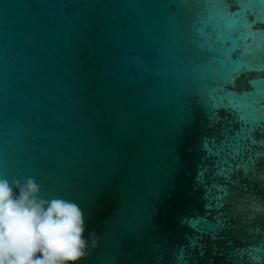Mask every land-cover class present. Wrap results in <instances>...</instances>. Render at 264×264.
I'll return each instance as SVG.
<instances>
[{
    "label": "water",
    "instance_id": "95a60500",
    "mask_svg": "<svg viewBox=\"0 0 264 264\" xmlns=\"http://www.w3.org/2000/svg\"><path fill=\"white\" fill-rule=\"evenodd\" d=\"M211 16L205 0H0V177L80 205L100 237L81 264H264V170L225 183L204 149L231 127L209 121L213 91L264 80V23L221 34ZM193 218L224 226L194 249Z\"/></svg>",
    "mask_w": 264,
    "mask_h": 264
},
{
    "label": "snow or ice",
    "instance_id": "6c2138e0",
    "mask_svg": "<svg viewBox=\"0 0 264 264\" xmlns=\"http://www.w3.org/2000/svg\"><path fill=\"white\" fill-rule=\"evenodd\" d=\"M259 2L260 0H205L212 8L209 22L213 31L222 34L227 29L243 25L248 30V35H252V26L255 23H264V12L255 7ZM249 16L253 19L250 20ZM232 44L231 50L234 51L235 41ZM224 56V64L226 68H230L229 51L226 50ZM258 83L260 86L254 94L245 93L238 96L234 92L217 89L209 98V121L213 125L228 121L231 125L222 126L223 139L219 143L209 138L204 144L209 157L213 154L219 156L216 174L222 177L225 183H233V176L240 170H244L245 174L255 173L258 165L264 170V80ZM214 191L220 195L214 197V205H209L206 209L209 213L212 207H223L224 198L228 195L227 189L222 185H217ZM187 226L193 233L188 246L195 249L202 248L203 236L216 238L218 230L224 226V221L217 218L215 223H209L204 218H193L187 221Z\"/></svg>",
    "mask_w": 264,
    "mask_h": 264
},
{
    "label": "clouds",
    "instance_id": "9594fccd",
    "mask_svg": "<svg viewBox=\"0 0 264 264\" xmlns=\"http://www.w3.org/2000/svg\"><path fill=\"white\" fill-rule=\"evenodd\" d=\"M99 240L75 201L43 198L33 177H0V264H81Z\"/></svg>",
    "mask_w": 264,
    "mask_h": 264
}]
</instances>
